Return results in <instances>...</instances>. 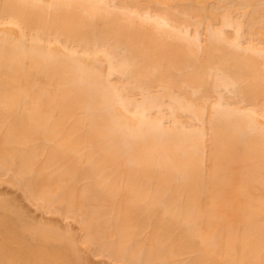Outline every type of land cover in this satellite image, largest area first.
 Here are the masks:
<instances>
[{"label": "bare ground", "instance_id": "obj_1", "mask_svg": "<svg viewBox=\"0 0 264 264\" xmlns=\"http://www.w3.org/2000/svg\"><path fill=\"white\" fill-rule=\"evenodd\" d=\"M209 2L0 0V182L98 256L264 264V6ZM55 230L0 201V264Z\"/></svg>", "mask_w": 264, "mask_h": 264}, {"label": "rangeland", "instance_id": "obj_2", "mask_svg": "<svg viewBox=\"0 0 264 264\" xmlns=\"http://www.w3.org/2000/svg\"><path fill=\"white\" fill-rule=\"evenodd\" d=\"M235 1L219 0V3H218L216 0H213V1L211 0V2L209 3L211 4V3L217 2V4L215 3V5L220 4L219 5L220 7L221 6L230 7L232 5L235 6V4H238L240 0H238L237 3H235ZM249 1L254 2L257 8L258 7L261 8L264 6V0H249ZM255 1L257 4L255 3ZM210 4L208 6L211 9L212 7L213 9H216L218 7V6H215L216 8H214L213 4L211 5ZM247 6H250V5H247ZM255 6L254 8L250 7L251 10L253 9L254 11ZM263 20H259L258 24H262ZM263 26H264V23H263ZM0 201L4 202L5 204H8L12 208H14L16 211L21 213L24 221H28L30 223L38 224V225L41 224V225H44L50 228L52 227L54 228V230L56 229L55 231L60 235L69 234L71 236L70 238L71 239L73 238L74 240L73 239L72 240L76 244L77 257H78L79 264H123L120 262L118 263L116 262L117 260L115 261L112 258L110 259L108 256L103 255V254L98 256L96 255V253H94L95 251L92 252L88 250L87 248H85V246L80 241L82 232L80 229V225L77 221L64 217L58 213L50 214L41 209L36 208V206L31 201L27 200V198L24 196L23 192L19 188L12 186L11 184H8L5 182H0Z\"/></svg>", "mask_w": 264, "mask_h": 264}]
</instances>
